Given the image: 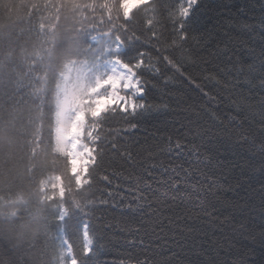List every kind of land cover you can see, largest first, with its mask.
Returning a JSON list of instances; mask_svg holds the SVG:
<instances>
[{"label":"trees","instance_id":"obj_1","mask_svg":"<svg viewBox=\"0 0 264 264\" xmlns=\"http://www.w3.org/2000/svg\"><path fill=\"white\" fill-rule=\"evenodd\" d=\"M182 6L186 0H151L126 17L122 0H0V264H55L60 230L77 261L84 223L90 235L97 232L105 264H150L153 258L157 264H264V0H199L187 19L199 51L195 55L179 40L163 44L174 72L150 81L155 107L138 118V133L130 136L121 116L94 129L100 139L92 148L103 157L92 161V183L77 184L60 143L59 88L69 67L100 48L103 38L94 43V36L107 34L122 44L132 35L159 38L172 31L171 13L178 17ZM173 75L180 78L167 82ZM240 133L247 143L236 139ZM167 137L209 154L205 166L219 184L206 195L217 209H209L211 215L197 203L205 195L200 186L208 187L204 176L192 170L185 182L182 170L175 176L160 168L188 167L187 156L167 151ZM113 141L122 150L127 141L135 166L111 151ZM46 178L61 181V195L43 196ZM170 178L190 204L169 199L161 206L148 199L134 218L121 212L133 202L134 179L171 196L161 183ZM141 223L146 234L137 237ZM138 239L143 245H130Z\"/></svg>","mask_w":264,"mask_h":264},{"label":"snow or ice","instance_id":"obj_2","mask_svg":"<svg viewBox=\"0 0 264 264\" xmlns=\"http://www.w3.org/2000/svg\"><path fill=\"white\" fill-rule=\"evenodd\" d=\"M199 0H186L187 6H182L179 11V16L176 17L175 13H171L176 23L173 24L172 31L169 33L162 32L160 37L157 38L155 33L147 37H141L137 35H132L127 38L126 44H121L117 50V55L120 57L118 62H113L111 68L107 71L103 79L107 80L109 77H114L117 79V87L113 88L111 83H108L104 88L100 89L94 98H106L108 103L105 108L100 112L98 116L90 117V122L86 126L85 135L79 138V143L77 144V151L83 154V159L87 161L86 164L82 165V168H86L85 179L89 183H92L91 173L89 171L91 165H89V160L95 163L96 157H103V151L97 152L95 148H90L89 143L84 142L85 139L91 140L93 143L99 140V133L93 136L92 129H95L98 125L106 123L109 119H114L116 116H121L127 125L126 131L130 136L135 135L140 131V123L138 118H143L146 114L151 113L154 109V105L149 101L148 93L152 88H155V84H151V80L162 79L169 70L174 72L172 64L168 58L167 49L163 47L164 43L179 40L182 42L186 50L194 52L199 51V43H197V36L194 34V30L189 24H187V19L191 15L192 9L197 5ZM178 24V27H177ZM235 55V53H232ZM232 55L228 56V59H232ZM264 56V53H262ZM187 67V66H186ZM185 67V68H186ZM188 83L193 87L194 90L202 92L205 96L204 89L200 83L196 80L189 78L185 74L181 75ZM173 75L169 77L167 82H171L174 79H179ZM261 77L264 79V64H262ZM264 87V83L261 85ZM243 110V109H242ZM261 123L264 124V113L261 114ZM183 127V125H181ZM179 132V129H176ZM91 133V134H89ZM231 137V133H227ZM167 142L169 148L167 151L172 152L177 158L181 156H187L188 167L184 166L183 162H178L175 167L170 165L165 166L164 163L160 164V168L164 172H172L175 176H180V171L184 173V181L187 182V177L191 175V171H198L206 180L209 181L208 187L204 190L203 185L200 186V190L205 192L204 196L197 197V203L200 204L201 210L206 214L211 215L212 212L217 211L214 204H211L206 200V195L212 193L213 189L219 190L218 179L209 173L206 162L209 161V154L202 150L201 145H182L179 140L173 142L171 137H167ZM208 139H213V136L209 135ZM238 141L247 143L248 137L240 133L236 138ZM136 146H140V141H136ZM144 144L148 141L145 139ZM174 144V148L172 145ZM110 149L112 152L116 153L122 159L126 160L130 165L135 166L134 157L131 154V149L128 147L127 141H125L123 150L117 147L115 141L110 143ZM104 147L103 141H101V148ZM261 150L264 151V142L261 144ZM95 152V155H93ZM145 152H150L149 149H145ZM149 158H151L149 156ZM98 167V165H97ZM157 167L156 164H149L148 168ZM207 170V171H205ZM95 171V168H92ZM147 175L151 176L152 173L145 169ZM103 179L108 181V176H104ZM162 184H167L168 188L172 190L171 196L167 191L159 192L158 189H154L151 184L142 181L141 179H134L130 183V190L133 192V202L128 203L126 208L121 209V212L135 217V214L140 213L143 208V202L152 199L158 202L161 206L167 204L169 199L173 201L192 202V198L182 193L179 183L170 178L169 181H161ZM141 185H143L141 187ZM192 187H195L192 185ZM207 205V207H205ZM113 208L117 205L113 204ZM212 209V212H209ZM81 216L91 217L92 213H83ZM61 219H63V212L61 214ZM141 231H145L144 225L141 223L140 227L135 229L137 237ZM146 234V231H145ZM83 241L81 245L82 258L76 261V264H105L104 261L100 259L101 251L103 246L99 244L98 235L95 230H93L90 235V229L88 223L83 225ZM264 239V237H262ZM95 241V243H94ZM137 242L143 245V239H138V241H130V245L136 246ZM150 264H157L153 260ZM198 264V262H197Z\"/></svg>","mask_w":264,"mask_h":264},{"label":"rangeland","instance_id":"obj_3","mask_svg":"<svg viewBox=\"0 0 264 264\" xmlns=\"http://www.w3.org/2000/svg\"><path fill=\"white\" fill-rule=\"evenodd\" d=\"M149 1L151 0H122V9L125 16L129 17L134 9ZM99 38H103L100 48L97 47L96 50L91 51L86 60L69 67L64 74L56 106L60 143L66 147L65 152L68 157L70 171L75 176L78 185L85 183L87 169L82 168V165L86 164L87 161L83 159V155L79 157L77 163L73 161L72 151L70 150L71 132L78 134L77 142L79 143V138L85 135L88 118L98 116L108 103L106 98H94L95 94L106 86L103 84L100 87V82L105 83L104 79L99 81H96V79L101 77L107 64L119 61L117 50L122 44L119 39H110L107 34L94 36L92 41L95 43ZM73 113L79 116L75 122ZM91 131L94 136V129ZM84 142L89 143V147L92 148L93 142L91 140L85 139ZM88 163L91 165L92 160H89ZM41 190L45 198H51L57 192L61 195L63 191L62 183L58 178H46L42 182ZM62 212L65 218L66 210L63 207L59 210V218ZM57 239L60 251L55 264H76L73 255H69L67 252L64 242L66 241L65 237L62 238L58 234Z\"/></svg>","mask_w":264,"mask_h":264},{"label":"bare ground","instance_id":"obj_4","mask_svg":"<svg viewBox=\"0 0 264 264\" xmlns=\"http://www.w3.org/2000/svg\"><path fill=\"white\" fill-rule=\"evenodd\" d=\"M110 68H111V64H107L106 67H105V69L103 70V74H101V77L100 78H97L96 81H99L100 79H103L104 74L107 71H109ZM104 81H105V83L104 82L103 83L100 82V87H102L103 84L104 85H107L108 83H111L112 86H113V88L117 87L118 81L114 77H109V79H107V80L104 79ZM78 118H79V116L77 114L73 113V120H74V122L76 120H78ZM77 137H78V134H76L75 132H71V146H70V150L72 151V158H73V161L75 163H77V161L79 160V157L83 155L82 153H79L77 151V144H78ZM59 235L62 238H64V232H63V230H60L59 231ZM64 242H65V246L67 247V252L69 253V255H72L71 252H70V246H69L68 242L67 241H64Z\"/></svg>","mask_w":264,"mask_h":264}]
</instances>
